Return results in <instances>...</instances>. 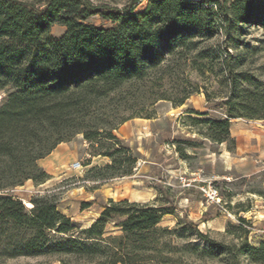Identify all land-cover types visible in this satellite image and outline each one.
I'll list each match as a JSON object with an SVG mask.
<instances>
[{"label": "trees", "instance_id": "1", "mask_svg": "<svg viewBox=\"0 0 264 264\" xmlns=\"http://www.w3.org/2000/svg\"><path fill=\"white\" fill-rule=\"evenodd\" d=\"M138 1L117 7L91 0H0V92H6L0 101V256H49L62 264H204L220 257L232 264H264V240L248 242L243 217L234 231L237 241L227 244L158 197L109 198L82 225L58 209L54 195H32L26 207L8 191L27 180L47 181L50 174L38 161L77 134L93 155L109 159L88 169L94 176L129 174L136 159L113 130L142 113L125 114L124 106L138 102L140 93L155 94L149 104L164 99L174 105L192 94L183 91L172 99L160 90L176 68L205 71L209 52L203 44L220 30L212 9L220 0H147L136 13ZM261 12L264 0H231L227 25L257 20ZM56 24L65 28L59 38L51 37ZM224 70L234 77L230 68ZM225 104L224 118H189L203 124L204 137L230 141L233 148L229 120L238 116L229 100ZM245 116L264 118V112ZM169 215L175 217L172 225L163 223Z\"/></svg>", "mask_w": 264, "mask_h": 264}, {"label": "rangeland", "instance_id": "2", "mask_svg": "<svg viewBox=\"0 0 264 264\" xmlns=\"http://www.w3.org/2000/svg\"><path fill=\"white\" fill-rule=\"evenodd\" d=\"M91 1L122 7L129 0ZM252 1L258 5L262 0ZM230 2L220 0V5L212 6L217 23L220 21V30L203 44L209 52L205 71L198 73L188 66L184 71L176 68L172 79L160 90L172 99L180 97L183 91H193L184 103L174 105L170 100L159 99L149 104L155 94L140 93L138 102L131 100L124 106L125 114L142 113L141 117L129 118L113 130L136 159L129 174L94 176L95 172L88 169L108 163L109 159L93 155L94 149L77 134L51 160L53 173L47 181L34 184L27 180L8 191L26 207L31 206L32 195H54L58 209L82 225H88L109 198L146 202L158 197L161 202L173 205L176 215L186 214L211 238L227 244L236 242V225L240 223L238 218L243 217L247 221L244 227L250 230L248 242L258 244L264 240V233L253 232V227H258L253 217H261L258 211L264 206V118L245 116H259L264 112V12L257 13V20L229 28L226 7ZM146 3L147 0L138 1L134 12L141 11ZM92 20L97 25L110 26L97 18ZM64 30L61 25H53L51 37L59 38ZM226 67L233 72V78L226 76ZM5 95L6 92H0V101ZM226 100L238 116L229 120L233 148L230 141L216 143L204 137L199 132L203 124L189 118H224ZM196 111L207 114L199 116ZM148 113L150 118H146ZM76 162L80 167L74 169L72 164ZM180 177L188 179L191 186H182ZM208 184L217 193L213 201L199 189ZM86 202L89 206L82 208ZM174 222L175 217L171 215L163 219L164 224ZM0 264L62 263L49 256H0ZM204 264L232 263L220 257Z\"/></svg>", "mask_w": 264, "mask_h": 264}, {"label": "crops", "instance_id": "3", "mask_svg": "<svg viewBox=\"0 0 264 264\" xmlns=\"http://www.w3.org/2000/svg\"><path fill=\"white\" fill-rule=\"evenodd\" d=\"M66 144H67L66 142H62V143L58 144L50 154H48L46 157H44L38 161L39 165L44 170H46L49 174L53 173L52 167L49 165L51 160L56 156V154H58L64 150V148H65L64 146ZM258 214H260L261 217H255V216L253 217L254 224H258V227H253V232L256 233L259 231V232L264 233V230L260 231L261 228H264V206H263L262 210L258 211ZM260 224L263 226H260ZM262 236L264 238V234Z\"/></svg>", "mask_w": 264, "mask_h": 264}, {"label": "built area", "instance_id": "4", "mask_svg": "<svg viewBox=\"0 0 264 264\" xmlns=\"http://www.w3.org/2000/svg\"><path fill=\"white\" fill-rule=\"evenodd\" d=\"M80 167V164L78 162L72 164V168L76 169ZM182 186L188 187L191 186V182L186 179L185 177H180ZM199 189L205 194L206 198L210 199L211 201L214 200V197L216 196V190L212 188L209 184L207 186H200Z\"/></svg>", "mask_w": 264, "mask_h": 264}, {"label": "bare ground", "instance_id": "5", "mask_svg": "<svg viewBox=\"0 0 264 264\" xmlns=\"http://www.w3.org/2000/svg\"><path fill=\"white\" fill-rule=\"evenodd\" d=\"M25 203H27V202H25ZM28 205H29V203H27Z\"/></svg>", "mask_w": 264, "mask_h": 264}, {"label": "water", "instance_id": "6", "mask_svg": "<svg viewBox=\"0 0 264 264\" xmlns=\"http://www.w3.org/2000/svg\"><path fill=\"white\" fill-rule=\"evenodd\" d=\"M30 207V206H29Z\"/></svg>", "mask_w": 264, "mask_h": 264}]
</instances>
